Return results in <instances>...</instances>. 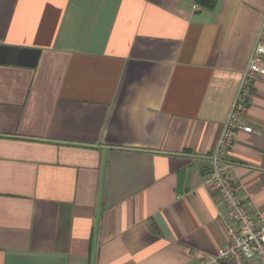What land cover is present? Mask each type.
I'll return each mask as SVG.
<instances>
[{
	"label": "crops",
	"instance_id": "1",
	"mask_svg": "<svg viewBox=\"0 0 264 264\" xmlns=\"http://www.w3.org/2000/svg\"><path fill=\"white\" fill-rule=\"evenodd\" d=\"M261 41L264 0H0V264L216 256L212 158ZM247 117L225 161L264 209V78Z\"/></svg>",
	"mask_w": 264,
	"mask_h": 264
},
{
	"label": "built area",
	"instance_id": "2",
	"mask_svg": "<svg viewBox=\"0 0 264 264\" xmlns=\"http://www.w3.org/2000/svg\"><path fill=\"white\" fill-rule=\"evenodd\" d=\"M264 78V42L255 47L243 73L218 151L212 158L210 191L226 207L225 238L214 257L199 256L196 264H264V209L252 210L236 192L231 168L225 161L239 131L254 133L247 117L253 83Z\"/></svg>",
	"mask_w": 264,
	"mask_h": 264
},
{
	"label": "water",
	"instance_id": "3",
	"mask_svg": "<svg viewBox=\"0 0 264 264\" xmlns=\"http://www.w3.org/2000/svg\"><path fill=\"white\" fill-rule=\"evenodd\" d=\"M104 152H105V154H104V161H103V167H102V182H101V188H100V203H99V207H98L96 231H98L99 222H100V215H101V199H102V193H103V182H104V174H105V167H106V149H104ZM96 249H97V240H95V243H94L92 264H95V261H96Z\"/></svg>",
	"mask_w": 264,
	"mask_h": 264
}]
</instances>
